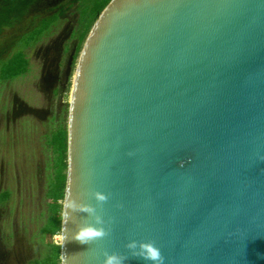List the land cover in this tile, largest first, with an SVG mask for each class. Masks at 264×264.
I'll return each instance as SVG.
<instances>
[{"label": "water", "instance_id": "95a60500", "mask_svg": "<svg viewBox=\"0 0 264 264\" xmlns=\"http://www.w3.org/2000/svg\"><path fill=\"white\" fill-rule=\"evenodd\" d=\"M66 131L67 264H264V0H110Z\"/></svg>", "mask_w": 264, "mask_h": 264}, {"label": "rangeland", "instance_id": "374dc122", "mask_svg": "<svg viewBox=\"0 0 264 264\" xmlns=\"http://www.w3.org/2000/svg\"><path fill=\"white\" fill-rule=\"evenodd\" d=\"M8 1L0 0V60L12 53L21 35L71 0H25L22 9L19 3L11 8L10 4L3 6L2 2ZM19 14L20 17L14 22L6 23ZM67 23H61L35 49L26 51L28 72L16 78L8 87L2 86L0 102L4 100L6 104L10 103L11 97L16 94L29 106H41V53L38 57L35 54L38 48H45L62 32L67 31ZM18 48L17 45L16 49ZM75 65L66 74L69 92L61 93L58 98L59 105H65L69 101ZM25 122L22 126L17 125L15 129L10 125L7 131L4 121H0V170L2 168L4 172L3 186L10 192L9 200L0 207V264H27L44 253L46 244H59L56 240L59 234L52 237H42L40 234L46 217L47 200L44 194L46 178L50 172V150L44 146L42 136L53 124H41L33 117H27Z\"/></svg>", "mask_w": 264, "mask_h": 264}, {"label": "trees", "instance_id": "16d2710c", "mask_svg": "<svg viewBox=\"0 0 264 264\" xmlns=\"http://www.w3.org/2000/svg\"><path fill=\"white\" fill-rule=\"evenodd\" d=\"M11 1V0H10ZM110 0H71L58 12L43 19L36 27L27 32L20 39L19 48L7 59L0 61V80H12L28 72V60L23 53V48L32 46L42 37L49 34L50 30L57 27L64 19L71 26L70 38L76 41L72 55L73 64L79 56L82 45L89 33L98 14ZM69 92V86L67 87ZM68 103H65L62 113L55 121L51 130L44 136L45 146L50 150L49 175L46 191V217L40 228V234L55 236L60 233L61 209L66 178V123ZM5 193L0 200H6ZM60 247L52 242L46 244L44 253L27 264H59Z\"/></svg>", "mask_w": 264, "mask_h": 264}, {"label": "flooded vegetation", "instance_id": "af4514ba", "mask_svg": "<svg viewBox=\"0 0 264 264\" xmlns=\"http://www.w3.org/2000/svg\"><path fill=\"white\" fill-rule=\"evenodd\" d=\"M24 2L25 0H15V1L9 0L8 3L2 2V4L3 6H6V7L8 6V4H10L11 5L10 8H11L12 6L17 5L19 3L22 6L21 7L22 9ZM63 6L59 7L50 16L58 12ZM20 15L21 14H19L17 17L10 19L9 21H6V23L14 22L16 19L20 17ZM43 19H46V18H43ZM63 22L69 23L67 19H64L61 23ZM61 23L57 27L51 29L48 35L42 37L41 40L35 43L34 45L23 48V53L25 54V57L27 58L26 51L35 49L38 45H40L43 42V40H45V38L49 37L54 31H56L58 27L61 25ZM68 23L66 26L68 27L67 31L62 32L56 40H54L51 44H49L45 48H38L35 54L38 57L39 54L41 53L40 61H39L40 62L39 82L41 84L40 88L43 90L41 91L39 89L42 92L41 106L39 107L29 106L24 100L18 98L16 94H14L11 97L10 103L8 102L6 104L4 100L0 102V121L2 120L4 121L5 128L7 131L9 130L8 128L10 125L13 127V129H15L17 125H21V124L24 125V123H26L25 119L27 117L36 118L39 120L41 124L48 123L51 125V124H54V121L56 120V118L62 113V110L64 108V103H62V105H59L58 98L60 97L61 93L67 94L66 91H67L69 82L66 81V74L75 65V63L73 64L72 55L74 52L76 41L70 38L71 26H70V23L69 24ZM27 32H25L24 34H26ZM23 35H21L19 39H17L12 53L8 55L5 59H7L17 50L16 46L18 45ZM5 59H2L0 61H3ZM28 70H29V61H28ZM14 80L15 79L0 80V94L2 91L1 89L2 86L8 87V85ZM50 130H51V127L50 129L46 130L42 136L43 141H44L43 142L44 146H45L44 136ZM3 178H4V172H3V169L1 168L0 170V197L5 193L8 194V197L6 200H0V207L3 206L10 198V192L5 187V185L3 186ZM46 185H47V181H46ZM0 256H1V253H0Z\"/></svg>", "mask_w": 264, "mask_h": 264}, {"label": "clouds", "instance_id": "9594fccd", "mask_svg": "<svg viewBox=\"0 0 264 264\" xmlns=\"http://www.w3.org/2000/svg\"><path fill=\"white\" fill-rule=\"evenodd\" d=\"M99 199L103 200V196H99ZM66 203L65 207H71V201L65 197ZM65 218L67 217V213H64ZM105 235L103 229H95L92 227H85L82 228L76 233L75 238L80 241L81 243H86L90 240L97 239L103 237ZM57 242L59 243L61 240L60 236L56 237ZM135 242H131L129 247H135ZM139 254L148 260H151L153 264H163V256L161 255L160 250L155 247L151 243H144L140 245V252ZM59 264H67L66 259L63 255L59 257ZM104 264H121V258L114 255H105Z\"/></svg>", "mask_w": 264, "mask_h": 264}]
</instances>
